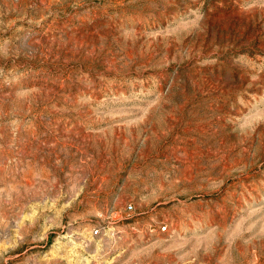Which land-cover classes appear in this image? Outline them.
<instances>
[{
	"label": "rangeland",
	"instance_id": "obj_1",
	"mask_svg": "<svg viewBox=\"0 0 264 264\" xmlns=\"http://www.w3.org/2000/svg\"><path fill=\"white\" fill-rule=\"evenodd\" d=\"M0 264H264V0H0Z\"/></svg>",
	"mask_w": 264,
	"mask_h": 264
},
{
	"label": "built area",
	"instance_id": "obj_2",
	"mask_svg": "<svg viewBox=\"0 0 264 264\" xmlns=\"http://www.w3.org/2000/svg\"><path fill=\"white\" fill-rule=\"evenodd\" d=\"M161 231L163 232L167 231V227L166 226L161 227ZM95 234H98V230H95Z\"/></svg>",
	"mask_w": 264,
	"mask_h": 264
}]
</instances>
